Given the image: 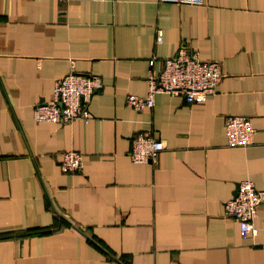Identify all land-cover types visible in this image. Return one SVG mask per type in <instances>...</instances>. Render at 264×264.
Masks as SVG:
<instances>
[{"label":"crops","instance_id":"obj_1","mask_svg":"<svg viewBox=\"0 0 264 264\" xmlns=\"http://www.w3.org/2000/svg\"><path fill=\"white\" fill-rule=\"evenodd\" d=\"M181 44L220 61L214 93L131 108ZM72 65L102 80L90 118L36 122ZM228 115L252 144L228 146ZM140 133L164 144L153 163L129 159ZM243 179L264 189V0H0V264H264V203L255 236L224 212Z\"/></svg>","mask_w":264,"mask_h":264},{"label":"built area","instance_id":"obj_2","mask_svg":"<svg viewBox=\"0 0 264 264\" xmlns=\"http://www.w3.org/2000/svg\"><path fill=\"white\" fill-rule=\"evenodd\" d=\"M180 3H200V0H163ZM162 39L158 31L156 41ZM155 58L148 60V91L139 96L128 94L127 104L134 110H144L154 105L157 93L179 95L187 103H202L214 93L222 75L218 60H203L197 51L181 44L175 56L163 60L162 67L155 71ZM71 71L54 82L53 96L50 101L33 107L36 122L68 123L76 118L84 121L90 118L89 103L94 93L102 88L98 75ZM228 146L245 147L253 143L255 128L247 116L228 115L224 121ZM164 148L162 140L145 133L135 135L131 140L128 156L133 163H153ZM60 169L71 173L81 171L83 160L80 152L66 150L60 154ZM264 203V189H259L250 179L238 183L237 194L224 203V212L236 220L242 237L255 236L258 228L254 223L258 207Z\"/></svg>","mask_w":264,"mask_h":264},{"label":"trees","instance_id":"obj_3","mask_svg":"<svg viewBox=\"0 0 264 264\" xmlns=\"http://www.w3.org/2000/svg\"><path fill=\"white\" fill-rule=\"evenodd\" d=\"M39 233H46V231H37V230H35V231H30L27 234L30 235V234H39Z\"/></svg>","mask_w":264,"mask_h":264},{"label":"water","instance_id":"obj_4","mask_svg":"<svg viewBox=\"0 0 264 264\" xmlns=\"http://www.w3.org/2000/svg\"><path fill=\"white\" fill-rule=\"evenodd\" d=\"M237 190H238V185H237V187H236V190H235V194H234V196L237 194Z\"/></svg>","mask_w":264,"mask_h":264}]
</instances>
